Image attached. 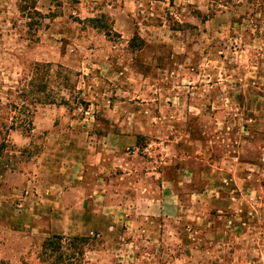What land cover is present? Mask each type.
Returning a JSON list of instances; mask_svg holds the SVG:
<instances>
[{
    "label": "rangeland",
    "instance_id": "374dc122",
    "mask_svg": "<svg viewBox=\"0 0 264 264\" xmlns=\"http://www.w3.org/2000/svg\"><path fill=\"white\" fill-rule=\"evenodd\" d=\"M215 1L0 0V264H264V17Z\"/></svg>",
    "mask_w": 264,
    "mask_h": 264
},
{
    "label": "trees",
    "instance_id": "16d2710c",
    "mask_svg": "<svg viewBox=\"0 0 264 264\" xmlns=\"http://www.w3.org/2000/svg\"><path fill=\"white\" fill-rule=\"evenodd\" d=\"M27 2V0H24ZM216 4L220 3L224 6H228L230 4H233L234 7L236 6H239V7H242L241 9V13L239 14L238 17H236V19H234L235 21L234 22H237V23H242V21H245L247 20V22L245 23H253V25L256 27V31L257 32H261V29L262 28V25L260 23V17H264V0H246L245 2H234V0H217L215 1ZM36 5H35V2L32 1V3H26V5L24 6V8L22 9V11H24V13L27 11V9H32L34 11V13L36 14H39V12L36 10ZM201 13V12H199ZM212 14H215V12H212ZM205 19L207 20L208 16H211V15H208V14H205ZM204 17V16H203ZM243 24V23H242ZM264 31V29H263ZM47 65V64H46ZM46 65H41L40 63H37L35 65V68H34V73H38L39 71V67L40 66H46ZM31 82L32 80L30 81L29 84L27 85H31ZM32 86H33V83H32ZM31 92H34V90H30ZM26 93H23V95H25ZM36 101L40 100V98H38V96L35 98ZM77 239H74L72 242L69 243V246H70V249H73V248H77V246L74 245V241H79L81 243V245L83 243H86V238L84 237H76ZM63 240H64V236L63 234H59V233H55L52 235V237L46 239L43 243V252L42 254L45 256V262H48V258L49 256H52V253L53 252H56V251H60L63 247H64V244H63ZM80 247V246H79ZM83 247V246H81ZM50 253H49V252ZM81 251V250H80ZM65 252L63 251L62 255L64 254ZM60 259H62L63 256H58Z\"/></svg>",
    "mask_w": 264,
    "mask_h": 264
},
{
    "label": "crops",
    "instance_id": "0c3cea01",
    "mask_svg": "<svg viewBox=\"0 0 264 264\" xmlns=\"http://www.w3.org/2000/svg\"><path fill=\"white\" fill-rule=\"evenodd\" d=\"M100 155H102V158H101L102 159V161H101L102 162L101 163L102 166H104V168L109 167V164L111 163V161H109V159L111 160V157H109L110 154H100ZM126 155L127 154H121V161L122 162L124 161V163L127 164V167H128L127 169L131 168L130 170H131V173H132L133 172L132 165L130 167H129V165L130 164H135L134 161H137V160L134 158L133 160L130 161L128 157L126 158ZM92 157H94V154H86V160L87 159H90ZM133 157H135V154H134ZM107 158H108V160H107ZM29 162L30 161L24 163V168H27V166H25V165H28ZM28 168L30 169L31 168V165H29ZM27 169H25V171L22 172V174L20 173V175H24L26 173ZM37 169H39V168L37 167ZM38 171L39 172H42L41 166H40V169ZM12 174H14V173H11L10 172L9 175H12ZM28 174H30V172H28ZM28 181H29V179H28ZM145 182H146V180H145ZM146 183L147 184H144L143 180L141 179V181H139V183L136 184L137 185L136 186L137 187L136 189L139 190V188H140L139 186L142 184L143 187H142V191L141 192L143 193L144 192L143 190L149 191V189L153 187V184L152 183L151 184H148V182H146ZM104 184L106 185L107 184V181L104 180ZM172 185H173L172 184V181H170V180H164V181H162V184L160 186L162 194L160 196L159 201L165 202V201H167L169 199V197H171L173 194H175ZM84 189H89V187H84ZM68 192H69L68 190L62 192L63 200H66V199L68 200L70 198L68 196L69 195ZM144 194H146V193H144ZM148 196H149V194L148 195H145V196H143V194H140V198L141 199H146V200H150L151 199L152 201H156V199H153V198L148 197ZM172 197H174V196H172ZM82 201H83V207L88 208L89 205H90L89 202H88L89 200H82Z\"/></svg>",
    "mask_w": 264,
    "mask_h": 264
}]
</instances>
